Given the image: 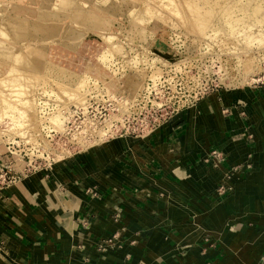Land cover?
Instances as JSON below:
<instances>
[{"label":"rangeland","instance_id":"374dc122","mask_svg":"<svg viewBox=\"0 0 264 264\" xmlns=\"http://www.w3.org/2000/svg\"><path fill=\"white\" fill-rule=\"evenodd\" d=\"M246 87H264V0H0V199L25 178L74 159L84 166L92 149ZM232 107L248 116L244 102ZM5 173L17 180L3 185Z\"/></svg>","mask_w":264,"mask_h":264},{"label":"crops","instance_id":"0c3cea01","mask_svg":"<svg viewBox=\"0 0 264 264\" xmlns=\"http://www.w3.org/2000/svg\"><path fill=\"white\" fill-rule=\"evenodd\" d=\"M196 105L5 190L0 264H264V87Z\"/></svg>","mask_w":264,"mask_h":264},{"label":"bare ground","instance_id":"6f19581e","mask_svg":"<svg viewBox=\"0 0 264 264\" xmlns=\"http://www.w3.org/2000/svg\"><path fill=\"white\" fill-rule=\"evenodd\" d=\"M30 3V2H29ZM63 5V4H62ZM69 8V7H68ZM261 9V8H260ZM257 11V10H256ZM252 12V11H251ZM66 15V14H65ZM224 16V15H223ZM42 18V17H41ZM225 18H227V17H225ZM91 20H96L95 22H96V24H98L99 26H102L103 24H102V22L100 21V20H98V19H96V18H91ZM231 22V21H230ZM72 31V30H71ZM68 32V31H67ZM74 32H76V30L74 31ZM75 35V34H74ZM77 35H78V33H77ZM81 35V34H80ZM73 37V36H72ZM65 41V40H64ZM67 42V41H66ZM69 42V41H68ZM67 44V43H66ZM69 45V44H68ZM70 46V45H69ZM17 57H19V58H16L17 59V63H19V72H21L22 70H24L26 67H27V61H26V58L21 54H18L17 55ZM14 64V63H13ZM13 66V65H12ZM16 67V66H15ZM17 67H18V65H17ZM14 69H16V68H14ZM3 84L5 85L6 83L5 82H3ZM133 85V84H132ZM134 86V85H133ZM130 87V89H131V94L132 95H134V93H136L135 92V90L137 89V87L135 86V87ZM25 90V89H24ZM135 96V95H134ZM89 103V102H88ZM87 103V104H88ZM42 104H45V105H47V103L46 102H41V104H40V107L42 108ZM86 109H87V105H86ZM50 115V114H49ZM46 120L48 121L49 120V116H47L46 117ZM49 122V121H48ZM167 123H169V122H165V123H162V124H160L159 126H156L155 128H153V129H151V130H149L148 132H146V133H144V134H141V135H138V136H144V135H154V133H157V131H159V130H157V129H159L160 127H162L163 125H165V124H167ZM47 127L48 128H50L51 127V125H47ZM54 131V130H53ZM51 132V131H50ZM105 133V132H104ZM159 133V132H158ZM79 136V135H78ZM86 136V135H85ZM85 136H79V138H80V140H81V138H85ZM138 136H132V137H138ZM156 136L157 135H155V138H156ZM119 137H123V136H119ZM116 141H125V143L126 144H134V142H133V140H129V139H124V138H120L119 140H117L116 139ZM130 141H132V142H130ZM136 142V141H135ZM40 149V151H41V149H42V147L41 148H39ZM38 149V150H39ZM18 182V181H17ZM15 184V183H14ZM10 185H12V184H10ZM9 185V186H10Z\"/></svg>","mask_w":264,"mask_h":264},{"label":"built area","instance_id":"2783aa9c","mask_svg":"<svg viewBox=\"0 0 264 264\" xmlns=\"http://www.w3.org/2000/svg\"><path fill=\"white\" fill-rule=\"evenodd\" d=\"M52 132V131H51ZM38 151H40V149L38 150ZM43 151V150H42ZM42 155H44V152H42ZM8 167V166H7ZM6 167V168H7ZM33 167H35L36 169L37 168H41V165L39 164V165H37V166H33ZM3 169H5L4 167H0V170H3ZM8 169H10V167L8 168ZM0 172H2V171H0ZM8 173H10V171H8ZM9 176L10 175H8L7 173H5L4 175H3V181L1 182L3 185L5 184V183H8V184H10V183H13V182H15L16 180H17V177L16 176H13L12 178H9ZM1 188V187H0Z\"/></svg>","mask_w":264,"mask_h":264}]
</instances>
